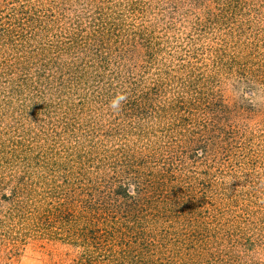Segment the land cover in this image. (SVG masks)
Masks as SVG:
<instances>
[{"label": "trees", "instance_id": "trees-1", "mask_svg": "<svg viewBox=\"0 0 264 264\" xmlns=\"http://www.w3.org/2000/svg\"><path fill=\"white\" fill-rule=\"evenodd\" d=\"M28 253L264 264V0H0V264Z\"/></svg>", "mask_w": 264, "mask_h": 264}, {"label": "rangeland", "instance_id": "rangeland-1", "mask_svg": "<svg viewBox=\"0 0 264 264\" xmlns=\"http://www.w3.org/2000/svg\"><path fill=\"white\" fill-rule=\"evenodd\" d=\"M16 264H42V261L32 253H28L23 255Z\"/></svg>", "mask_w": 264, "mask_h": 264}, {"label": "clouds", "instance_id": "clouds-1", "mask_svg": "<svg viewBox=\"0 0 264 264\" xmlns=\"http://www.w3.org/2000/svg\"><path fill=\"white\" fill-rule=\"evenodd\" d=\"M126 99H127V97H126L125 95H123V94H118V95L114 98V100L111 102V105H110V106H111L113 109H118L119 106H120V104H121V102L126 101ZM129 194L131 195L132 193L130 192Z\"/></svg>", "mask_w": 264, "mask_h": 264}]
</instances>
